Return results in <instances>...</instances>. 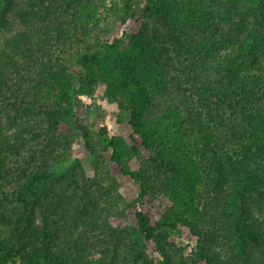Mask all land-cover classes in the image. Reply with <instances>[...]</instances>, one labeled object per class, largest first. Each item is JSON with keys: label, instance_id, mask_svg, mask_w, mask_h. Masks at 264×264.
Returning a JSON list of instances; mask_svg holds the SVG:
<instances>
[{"label": "trees", "instance_id": "16d2710c", "mask_svg": "<svg viewBox=\"0 0 264 264\" xmlns=\"http://www.w3.org/2000/svg\"><path fill=\"white\" fill-rule=\"evenodd\" d=\"M38 2L47 6L46 0H0V98L33 97L36 101L26 100V110L39 109L49 130H59L69 114L64 106L93 95L100 85L105 105L118 106L113 115L129 118L128 136L107 126L102 130L108 133L111 161L135 185V197L118 220L133 229L135 238H120L111 260L99 264H159L161 259L149 252L151 242L156 243L163 264H177L168 241L174 230H189L191 264H264V255L254 250L257 247L264 253V122L254 117L260 116L258 107L264 104V0H191L185 5L180 0H123L120 9L127 26L121 35L109 39L92 35L94 3L84 5L83 13L70 21L54 10L36 9ZM68 43L86 46L74 66L44 59L56 45ZM37 64L46 73L39 85L28 82L27 74ZM213 76L221 84L214 96L218 100L223 96L236 111L242 109L249 124L255 120L251 130L231 127L239 133L242 147L235 157L220 156L211 145L214 154L201 156L178 109L147 117L150 106L170 90L177 77L192 86L200 87L201 82L212 87ZM178 83L182 84L180 79ZM15 103L13 108L18 109ZM4 117L6 122L0 121V178L8 176L14 160L24 159L30 140L40 135L34 117L13 115L7 108ZM199 119L210 143L216 142L210 122L200 111ZM79 128L87 139L84 125ZM51 139L56 142L54 136ZM138 157L144 158L150 170L165 173L161 187L142 172ZM54 175L49 160L22 169L17 199L24 209L12 220L13 235H0V264L72 262L65 255L70 246L63 237L73 234L78 216L65 212L67 204L51 207L55 201L51 204L43 197L51 194L48 182ZM70 175L67 171L60 178ZM86 191L81 203L77 202L83 229L78 231L75 247L81 253L85 217L90 215L92 226L98 218L88 210L91 204L97 205L92 203L94 191ZM39 203L46 205L47 212L37 226ZM56 215L59 218L54 220Z\"/></svg>", "mask_w": 264, "mask_h": 264}, {"label": "rangeland", "instance_id": "374dc122", "mask_svg": "<svg viewBox=\"0 0 264 264\" xmlns=\"http://www.w3.org/2000/svg\"><path fill=\"white\" fill-rule=\"evenodd\" d=\"M122 1L46 0V7H43L44 2H38L35 7L47 12L54 10L61 17H68L71 21L75 19L79 12L85 9L84 5L94 3L96 7L95 15L94 19L90 21V28L94 33L92 35L102 36V39H109L115 35H121L123 29L127 26L122 22L123 12L120 9ZM190 2L191 0H180L181 5ZM2 42L3 39L0 38V47ZM85 47L83 43H79L78 45H70L68 43L66 46L56 45L55 48L52 47L51 54H46L44 59H60L74 66L79 58L78 53L85 50ZM43 69L42 65L37 64L32 72L27 73L28 82L36 85L42 83L44 77H46ZM171 75L175 76L176 72L172 71ZM179 79L182 82L181 85L178 83ZM212 84L214 88L206 86L201 82V86L197 87L188 84L184 77H177L174 82L172 81L170 90L158 97L154 104L150 106L147 111V117L152 119L164 114L170 108L178 109L182 113V116L186 118L184 127L188 132V137L193 145L197 149L199 148L201 156L203 154H214L210 152L212 150H209V145H211L219 151L220 156L232 155L235 157L236 151L241 147L239 142L240 135L237 131L232 130L231 127L236 126L242 129V126H244V130H251L250 126L255 123V120H251V124H249V118L243 115L242 109L236 111L233 105L228 100H225L223 96L220 98L222 100H218V96H214L215 89L221 87L216 76H213ZM204 89H207V92ZM8 98H0V103H4L0 104V114H2L0 121L3 124L6 122L4 119L6 108L11 109L13 115L20 113L32 116L38 122L37 124H39L37 133L40 135L30 140L25 150L24 159L20 161L14 160L8 176L5 175L3 178H0V235L3 237L13 235L12 220H16L24 209V205L17 199L19 191L17 181H19L22 175V169H28L30 165L41 164L44 160H49L52 162L55 175L48 182V187L52 190L51 194L49 193L48 196L43 197H45L46 202L48 201L51 204L52 201H55L56 204L51 207L60 203L67 204L65 212L77 215L79 221L74 224L76 229H73V234H70L69 238L63 237V241L70 246V250L65 251V255L72 260L69 264H99L101 261L108 263L114 252L115 243L120 238L126 239L127 235H130L131 239L135 238L133 229L124 224L121 225L118 220L126 212L136 192L134 182L129 180L121 172L120 167L111 161L108 133L103 132L102 128L103 126H107L109 130L113 129L128 136L130 132L128 126L129 118L125 114H121L119 118L113 115V111H118V106L117 104L105 105L104 90L100 85L96 87L93 95L81 96L82 101L80 102H77L75 99L76 105L74 103L70 106H64L65 109H68L69 114L59 130H49L46 116L39 109H36V111L32 109L26 110V104H28L26 100L29 99L28 102H34L35 99L33 97H26L25 99L13 96L12 98ZM205 98H208L210 105L206 104ZM14 102L18 104V109L13 108ZM199 111L203 114L204 119L211 124L212 133L217 140L212 144L201 126ZM258 111L260 116L257 114L254 117L258 121L264 122V104L258 107ZM82 125L86 128L88 140L85 139L83 132L80 130L81 128H79ZM52 136L56 138V142L51 141ZM261 144L264 145V140ZM222 147L226 150H219ZM227 159L228 157L225 158L226 161ZM137 161L142 167V172L151 175L159 187H161L166 179L165 173H156V171L150 170L144 158L138 157ZM18 163L23 168H17L16 165ZM74 165H76L75 168H73ZM205 165H207L206 161ZM206 169L209 168L206 167ZM67 171H70L71 175L61 179L60 177ZM87 189L94 191L95 199L92 203L97 204L88 203L87 205L91 204L88 210L95 212L98 218L97 225L92 226L89 222L90 215L87 214L85 217L86 232L81 239L82 243L80 245V248L84 249V251L81 253L75 247L78 240V231L83 229L80 219L82 213L77 212V205L82 200V196L87 194ZM204 193L206 192L204 191ZM70 202H74L76 207H72L73 205ZM58 211L60 213L61 208ZM45 212H47L46 205L42 207L39 203L36 206L35 225L40 226L43 223ZM50 213L52 214V211ZM56 218L59 217L56 215L53 219L55 220ZM51 222L53 226L56 225L53 220ZM117 227H120L123 231H118ZM171 232L168 241L171 243V251L176 256L177 264H191L187 249L189 239L191 238L189 230L179 232L174 230ZM193 239L195 240L194 237ZM148 245L151 256L159 260L161 259L159 264H163V257L158 251L156 243L151 242ZM261 247L264 251V246ZM254 250L263 257L264 253H260L257 247ZM70 252L72 256L69 255ZM76 253L83 255L82 258L77 257ZM124 259L125 256L121 257V263H123ZM260 259L258 260L261 261ZM81 260H85V262H81ZM18 263L15 262L13 264ZM64 264L66 263L64 262Z\"/></svg>", "mask_w": 264, "mask_h": 264}]
</instances>
